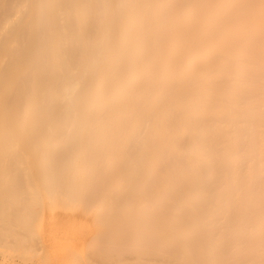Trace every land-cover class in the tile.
Wrapping results in <instances>:
<instances>
[{
  "label": "rangeland",
  "instance_id": "obj_1",
  "mask_svg": "<svg viewBox=\"0 0 264 264\" xmlns=\"http://www.w3.org/2000/svg\"><path fill=\"white\" fill-rule=\"evenodd\" d=\"M14 1L0 0V25L5 16H13ZM110 1L50 0L45 21L38 24L35 47L22 46L12 53L18 28L9 30L0 39V197H4L0 206H7L10 198H19L14 208H8L9 215L0 212V264H83L84 261V264H206L202 247L205 241L199 239L198 229L191 231L196 221L195 211L201 205L196 204L188 183L195 178L193 170L203 172L201 163L211 155L196 144L197 126L186 119L183 99H176L175 89L166 90L129 123L131 129L126 138L140 129L144 139L135 144L134 152L124 155L117 164L107 163L105 157L100 160L101 171L93 176L99 185L94 183L92 189L83 191L86 211L81 212L76 208L78 205L67 201L61 188L57 189L58 199L51 201L47 197L48 187L41 175L48 165L41 157L50 148L47 136L71 134L79 129L78 123L70 128L65 126L74 117L67 109L68 101L62 97V88L78 79L84 66L95 64L96 60L89 59L91 49L97 48L102 53L103 46L98 40ZM45 32L49 39L47 53L43 55L41 40ZM71 32L80 37L78 45L68 41ZM31 49L32 57L28 56ZM85 87L76 92L73 101V109L82 118L87 103ZM245 87L240 85L243 91ZM48 96L52 103L49 109H44L42 105ZM159 119L164 125H159ZM151 135L153 141H149ZM209 142V135H205L201 144L209 148ZM11 143L20 149L19 156L12 155ZM73 144L72 141L62 144L54 162L62 163ZM162 151L169 155L165 161L168 166L157 164V181L153 183L149 179L151 162L158 160ZM20 156L29 159L24 169L15 168L22 160ZM164 167L174 177L175 186L166 181ZM26 172L35 174L33 181L41 190L40 196L48 201L44 207L33 204L23 180ZM59 178L57 182L64 177ZM121 182L123 186L119 188ZM178 201L184 207L175 211L173 206ZM27 202L32 207L26 219L20 213ZM148 203L153 205L143 215L141 207ZM100 204L110 208L98 216ZM134 218L138 220L122 224ZM36 220H42L43 226L35 225ZM79 227L87 230L85 239L78 240L84 258L77 255L65 259L54 251L57 240H73L67 233ZM234 260L240 264L243 258Z\"/></svg>",
  "mask_w": 264,
  "mask_h": 264
},
{
  "label": "bare ground",
  "instance_id": "obj_2",
  "mask_svg": "<svg viewBox=\"0 0 264 264\" xmlns=\"http://www.w3.org/2000/svg\"><path fill=\"white\" fill-rule=\"evenodd\" d=\"M49 3L50 0L14 1L13 16H5L0 25V39H4L9 30L18 28L12 53L22 46H36L38 24L45 21ZM111 3L112 1L107 2L106 9ZM248 4L246 12L251 20L242 41V55L239 60L242 71L247 74L242 75L239 80L223 81L222 87L210 98H194L191 102L183 99L186 119L197 126L196 144H200L202 150L211 155L201 163L203 172L193 170L195 178L188 183V187L195 194L196 204L201 205L200 210L195 211L196 221L191 231L198 229L199 239L205 241L202 247L206 264H236V258H243L240 264H264V169L261 167L264 164V3L261 0H248ZM48 39V32H45L41 40L43 55L47 53L45 49L48 47ZM69 40L78 45L80 37L71 32ZM100 54L101 51L96 50L92 60L95 61ZM30 55L32 57V49L28 51V56ZM91 71L92 65L84 66L79 78L67 82L62 88V97L68 101L67 109L74 117L65 126L70 128L69 126L78 123L79 129L71 134H49V151L41 156L42 161L48 164L41 171L42 181L48 187L47 197L51 201L58 199L57 189L61 188L65 191L66 200L78 205L76 208L81 212L87 208L83 191L92 189L94 183L99 185V180L94 181L93 176L101 171L100 160L105 157L107 163L117 164L124 155L134 152L137 147L135 144L144 140L140 129L132 131L129 138H126L131 124L115 137L102 133L73 109L76 92L85 87L86 78ZM241 84L246 86L245 91L241 90ZM51 103L52 99L48 96L42 106L49 109ZM158 122L159 125H164L161 119ZM205 135L210 138L209 148L201 144ZM154 139V135H151L149 141ZM71 141L74 144L65 153L64 161L55 163L54 157L60 155V146ZM9 149L13 156L21 154L20 149L13 143ZM159 154L158 160L151 162L149 179L153 183L157 181V164L168 166L165 162L168 153L162 151ZM27 160L29 159L20 160L15 168L24 169ZM165 170L166 181L174 185V177L169 169ZM34 177L35 174L26 172L23 180L33 204L44 207L48 201L40 196L41 190L33 181ZM59 177L64 178L57 182ZM122 186L121 182L119 188ZM3 198L0 197V205H3ZM18 201L19 198H10L7 206H0V212L6 213ZM152 205L153 203L144 204L141 213L147 214ZM31 207L27 202L21 216L29 218ZM183 207L182 201H178L173 209L178 211ZM109 208L110 205L100 204L97 215H102ZM10 213L7 212L8 215ZM137 220L138 218L131 219V222L124 220L122 224L127 225ZM34 224L43 226L42 220H36ZM73 230L67 233V237H72L73 240L61 243L58 239L55 245L54 251L61 253L65 259L77 255L84 258L85 255L78 240L85 239L87 230L83 227ZM75 233L77 236L74 237ZM196 255L200 257L199 254ZM252 256L256 259H252ZM80 259L82 260L81 257Z\"/></svg>",
  "mask_w": 264,
  "mask_h": 264
},
{
  "label": "clouds",
  "instance_id": "obj_3",
  "mask_svg": "<svg viewBox=\"0 0 264 264\" xmlns=\"http://www.w3.org/2000/svg\"><path fill=\"white\" fill-rule=\"evenodd\" d=\"M248 7V0H112L102 53L86 78L85 120L115 137L166 90L189 102L212 97L244 74Z\"/></svg>",
  "mask_w": 264,
  "mask_h": 264
}]
</instances>
